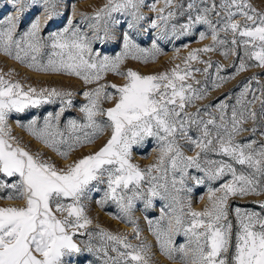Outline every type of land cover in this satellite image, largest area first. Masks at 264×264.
I'll return each instance as SVG.
<instances>
[{
	"label": "snow or ice",
	"instance_id": "1",
	"mask_svg": "<svg viewBox=\"0 0 264 264\" xmlns=\"http://www.w3.org/2000/svg\"><path fill=\"white\" fill-rule=\"evenodd\" d=\"M6 3L11 5V11L0 9V53L34 71L75 76L85 84L101 81L107 72L123 76L127 83L120 87L100 84L83 93L88 103L80 111L87 122L78 124L72 119L68 126L72 131L78 128L90 131L73 139H64L57 127L63 107L55 116L50 113L45 118L43 128L36 127L35 119L24 126L65 161L78 148L94 144L111 130L110 138L98 151L60 169L39 154L34 156L14 146L15 138L7 127V120L13 111L23 112L26 107L50 102L51 97H71L72 93L56 89L38 92L33 87L25 91L19 82L12 83L0 74V174L7 178L18 177L11 183L0 179V192L10 190L0 199L25 201L23 207H0V264H73V255L82 251L74 242V236L92 223L85 214L84 201L93 191H101L99 185H106V188L97 203L103 206L107 200L114 201L132 224L135 221L131 218V210L137 199L143 200L145 209L152 207L154 198L166 201L159 219L149 220L148 224L161 253L170 260H176L178 253L180 264H264V202L256 206L260 211L235 206L231 208L235 222L229 218L230 198L264 196V143L258 144L255 139L237 141L241 133L248 131L243 127L248 120L255 124L257 113L251 109L257 101L261 103L259 115L264 118V85L253 89L252 81L259 85V78L252 77L245 83L235 104L227 102L231 99L229 96L215 105L213 110L218 117L209 111L211 105L206 106L203 113L200 109L195 113L187 111L209 91L206 84L196 87L201 81L195 80L194 73L208 77L212 63L207 62L202 72L191 68V62L198 61L201 53L226 46L222 55L228 58L238 55V50L242 49L238 66L234 65L236 75L250 67L264 68V12H257L248 0H220L218 4L216 0H189L186 8L177 0H163L161 9H157L155 3L150 5L152 11L159 13L163 28L170 27L173 36L191 34L196 25H206L208 33L200 32L199 39L203 41L210 34L213 44L189 52L183 67L178 64L170 72L141 76L133 70L120 72L119 68L129 57L142 59L140 53L153 61L163 55L156 43L149 52L139 48L124 33V51L115 57H101L99 52L94 53L92 39L116 38L112 25L118 21L113 20V13H128L135 21L144 19L139 14L144 0H107L93 16L81 13L82 20L90 21L92 39L74 25L71 18H67L64 27L50 32L47 37L41 35L42 28L60 15V0H6ZM72 10L74 14V5ZM178 13L187 15V22L180 24L179 30L177 25L168 24ZM25 23L26 30L18 33ZM152 27L160 25L152 22ZM46 48L51 51L47 63H41L38 57ZM175 51L178 55L180 50ZM222 71L223 67L216 65L212 90L234 78L220 75ZM189 80L192 83H188ZM108 87L115 89L118 99L114 107L105 110L100 106L101 99L111 101L114 98L112 92L106 91ZM250 93L251 100L247 98ZM62 103L71 105L72 101L68 99ZM98 116H106L107 121H97ZM192 128L197 133L195 138L189 135ZM255 132L254 126L253 135ZM147 137L157 140L160 155L155 165L142 171L131 162L132 149ZM181 140L191 146L190 150L199 149L194 157L184 155ZM210 153L227 157L228 161L210 159ZM234 165H240L241 170ZM189 168L202 172L212 182L230 177L219 187H208L209 207L203 211L192 210L191 201L181 195L192 192V188L185 186ZM153 171L161 175L154 176ZM146 176L149 186L145 192L142 182ZM191 179L197 185L204 183L202 177L192 176ZM57 214L63 218H58ZM134 231L139 239V228ZM181 234L186 237V243L173 247V238ZM88 235L91 238L93 234ZM100 236L109 242L97 250L104 254L103 264H149L148 245L133 246L125 238L103 230ZM109 246L114 256L109 255ZM92 247L89 242L88 250L92 251Z\"/></svg>",
	"mask_w": 264,
	"mask_h": 264
},
{
	"label": "rangeland",
	"instance_id": "2",
	"mask_svg": "<svg viewBox=\"0 0 264 264\" xmlns=\"http://www.w3.org/2000/svg\"><path fill=\"white\" fill-rule=\"evenodd\" d=\"M178 3H183L186 5L189 0H177ZM217 4L220 0H216ZM156 5L157 9L164 7L163 0H144V3L139 9V14L144 17V19L135 21L133 17L128 13L116 12L112 14L113 20L118 21L112 25V31L114 32L116 38L109 40H97L92 39L93 30L89 27L90 21L82 20L81 13L87 16H93L96 11L104 7L107 4V0H60V5L58 7V12L60 15L55 17L49 26L42 28L41 35L47 37L50 32L61 29L65 26L67 18H71L73 24L78 26L80 30L85 33L89 39H92V48L94 53L99 52L101 57L107 55L109 57H115L119 53L124 51L122 36L127 33L133 42L138 45L139 48L147 49L149 52L152 50V44L156 43L159 48H161L163 55H158L153 61L150 57H145L143 53H140L142 59H132L131 57L124 60L121 64L119 71L127 72L128 70L136 71L141 76L148 75H159L164 72H170L172 68L176 65H181L183 67L184 58L188 56L189 52L195 49H202L206 46L213 44L210 34L208 38L201 41L199 39V33H208L206 25H196L191 34L180 35L178 38L173 36L171 33V28L167 30L163 28L164 22L158 19L159 13L157 11H152L150 5ZM257 12H264V0H248ZM72 5L75 6V13L73 14ZM0 9L10 12L11 5L6 3V0H0ZM175 11V9H172ZM166 14V13H165ZM239 20L240 18L237 17ZM152 22H156L160 27L153 28ZM187 22V15L177 14V17L168 21L169 26L175 24L179 30V25ZM243 23V20H240ZM133 24V27L129 28V24ZM26 23L22 24L18 29L19 32L26 30ZM103 35V33H100ZM221 38H224V34L221 33ZM230 39V37H229ZM226 46H217L216 50L209 53H201L199 55L198 61L191 62V68L193 70L200 69L201 72L206 66L207 62H211L213 67L209 69V76L205 77L199 73H194L195 80L201 81V85L196 87L207 85L209 91L206 93L205 97L201 100L194 101V106L187 109L190 113H195L197 109L201 110L206 106L211 105L209 111L212 115L218 117V113L213 109L217 103L221 100L231 96L227 102L232 105L235 104L236 98L242 91L245 83L249 81L252 77L259 78V85L253 80L251 87L253 89L258 86L264 85V68L250 67L248 70L241 72L236 75L234 65L238 66L239 58L243 54V50L239 49L238 55H229L225 58L222 53L225 51ZM176 49H179V54L177 55ZM50 49L46 48L38 57L41 63H47L48 53ZM147 59V62H144ZM203 61L204 63H201ZM254 63V62H249ZM216 65H221L223 71L220 73L222 76L234 77L227 79L223 86L219 89L212 90L211 80L216 78ZM11 73V75H9ZM0 74L4 78L12 83L19 82L23 89L27 91L29 87L36 88L39 92L41 89H56L59 92H71V97H51L50 102L41 103L37 107H26L23 112H11L8 115L7 127L11 131L12 137L15 138L13 144L14 146H19L24 148L32 155L39 154L42 159L48 160L54 163L58 168L63 169L67 164L74 162L79 158H83L89 154H93L98 151L110 138L111 130H107L103 136L95 141L94 144L87 145L83 148H78L76 151L69 155L68 160H62L55 152L50 148L46 147L42 142L38 141L34 136H32L26 129L33 119L37 121L36 127L43 128L45 118L51 113L55 116L60 112L61 107L64 108V112L61 114L60 119L57 123V127L60 132L63 133L64 139H73L76 135H82L84 131H90V129H76L72 131L68 126L69 120H76L78 124L86 123L84 114L80 111L81 107L88 103V100L83 95L86 91H92L94 88L100 84L105 85H116L118 87L124 86L127 80L120 75L113 72H107L104 74L103 79L97 83L85 84L83 80L75 76H68L58 73H44L37 72L28 67L22 65L20 62L12 59L3 53H0ZM192 83V80L187 81ZM107 92L113 93V99L111 101L101 99L100 106L103 109H108L115 106L118 99V94L115 93V89L108 87ZM47 95V94H45ZM257 96H260L259 92H256ZM249 100L252 99L251 93L247 97ZM70 99L72 101L71 105L62 103ZM252 111L257 113V119L255 124L252 120H248L243 127L248 131L241 133L237 137L238 142H247L255 139L258 144L264 143V136L261 133L264 132V118H261L259 113L261 110V103L257 101ZM230 114V109H229ZM207 119L206 116L203 117ZM97 121H107L106 116L96 117ZM256 127V132L253 135L252 129ZM189 135L196 137L197 133L195 128L190 129ZM59 139V138H58ZM182 151L186 157H194L199 149L195 151L190 150L191 146L186 143V141H180ZM63 148V145H61ZM159 150L157 147V140L153 137H147L141 144L133 146L131 162L140 167L142 171H146L149 167L155 165L159 158ZM210 159H224L228 161L227 157H220L214 154H209ZM204 158L201 159V164L203 165ZM238 171L241 170L240 165H234ZM152 175L160 176L161 173L153 171ZM179 175V174H177ZM192 176H198L204 178V183L197 185L196 181L191 179ZM169 180H171V174L169 173ZM0 179L7 180L11 183L13 180L18 179V177L7 178L0 174ZM230 179V177H225L224 180ZM224 180H218L215 182L208 181L202 172H198L195 168L188 169V176L185 179V186L192 188L190 193H182L181 195H186L191 201L192 210L203 211L206 207H209L207 190L208 187H219ZM149 178L146 176L142 182V188L146 192L149 186ZM163 182V181H161ZM101 191H93L89 197L84 201L85 214L92 221L84 229H80L74 236V242L81 248V253L73 255L71 258L73 264H103L105 259L102 251H97L102 248L106 243L100 236L101 230L111 233L116 236L123 237L128 243L133 246H138L141 243L149 246V251L147 256L149 258V264H180L179 254L177 253L176 260H170L168 257L161 253L160 246L156 240V237L149 230L148 221L158 220L160 216V209L164 207L166 201L161 200L159 197L153 199L152 207L145 209L144 202L142 199H137L131 210V218L135 221V224L129 223L128 218L124 216L118 205L112 201L107 200L103 206L97 203L98 200L103 198V190L106 185L98 186ZM10 190H5L0 192V197L6 196L7 192ZM203 197V199H201ZM264 202V196H248L243 199L239 197H232L229 200L230 206V219L234 221V214L231 213V208L235 206H240L248 210L260 211L256 206ZM25 201L23 200H8L0 199V207H23ZM187 211V208L185 209ZM58 218H63L57 214ZM135 228H139L140 236L136 239ZM88 233H92V237L89 238ZM91 243L92 251L87 248L88 243ZM186 243V237L182 234L177 235L173 238V247H179ZM108 253L110 256H114L115 253L111 251V247L108 248Z\"/></svg>",
	"mask_w": 264,
	"mask_h": 264
}]
</instances>
